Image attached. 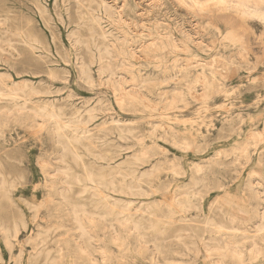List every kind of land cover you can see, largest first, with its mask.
I'll use <instances>...</instances> for the list:
<instances>
[{"label":"rangeland","instance_id":"1","mask_svg":"<svg viewBox=\"0 0 264 264\" xmlns=\"http://www.w3.org/2000/svg\"><path fill=\"white\" fill-rule=\"evenodd\" d=\"M229 1L204 0L196 9L183 0H0V264H90L77 251L75 224L58 208L61 183L49 181L57 167L69 171L71 194L89 214L105 212V200L75 178L85 179L87 169L114 181L115 191L102 187L103 194L167 246L152 260L153 243L142 254L132 236L125 250L107 230L106 241L87 244L98 264H168L171 249L194 251L170 254L177 260L213 264L202 242L214 246L209 238L222 232H210L206 217L230 224L227 213L241 208L252 217L258 204L252 193L264 194V18L256 12L241 18L234 14L240 0ZM198 73L214 85L207 98ZM190 84L195 96L187 93ZM58 135L71 152H63ZM184 196L187 213L178 203ZM173 213L174 222H166ZM183 215L188 220L178 221ZM111 221L116 234L119 223ZM257 221L247 224L252 231ZM235 223L246 227L240 217ZM181 227L199 242L172 241ZM98 245L108 251L104 259ZM242 264H264V251Z\"/></svg>","mask_w":264,"mask_h":264},{"label":"bare ground","instance_id":"2","mask_svg":"<svg viewBox=\"0 0 264 264\" xmlns=\"http://www.w3.org/2000/svg\"><path fill=\"white\" fill-rule=\"evenodd\" d=\"M93 1V0H92ZM102 1V0H101ZM168 1V0H167ZM175 1V0H174ZM184 2L186 1L187 3H189L192 7L196 8V9H199L200 5H201V2H204V0H183ZM215 1H218L220 4H225L227 3L229 0H215ZM235 1V0H234ZM239 1V0H238ZM136 2V1H135ZM180 2V1H179ZM183 2V3H184ZM185 2V4H186ZM230 2V1H229ZM255 2V8H250L248 4L250 3H253ZM261 2H264V0H240L238 3H239V10L237 12H235L234 14H237V15H242L241 18H246V14H248V12H256L259 14V16L263 17L264 18V12H262V10H264V7L263 8H260L261 7ZM103 3V2H102ZM238 3H236L238 5ZM92 4V2L90 3ZM96 4V3H95ZM105 4L107 5V3H104L103 6H105ZM143 4V3H142ZM188 4V5H189ZM235 4V3H233ZM149 5V4H148ZM101 6V5H100ZM109 6V5H107ZM106 6V7H107ZM99 7V6H98ZM151 7V6H150ZM225 7V6H224ZM89 8V7H88ZM152 8V7H151ZM105 9V8H104ZM109 11H112L111 8L109 7ZM81 10V9H80ZM115 11V10H114ZM95 12V11H94ZM97 12V11H96ZM105 12H107L109 14L108 11H106L105 9ZM104 12V13H105ZM140 12V11H139ZM167 12V11H166ZM239 12V13H238ZM100 13H101V10H100ZM119 13V12H118ZM150 13V12H149ZM230 13V12H229ZM115 14V13H114ZM234 14H231V16H233L234 18ZM110 15V14H109ZM151 15V14H150ZM112 16V15H110ZM114 16V15H113ZM120 16V15H119ZM111 19V17H110ZM109 19V20H110ZM113 19V18H112ZM111 19V20H112ZM232 19V18H231ZM98 20V19H97ZM95 21V20H94ZM114 21V20H112ZM82 22V21H81ZM98 22H101L100 21V18H99V21ZM98 22L96 24H98ZM102 22L103 19H102ZM146 22V21H145ZM127 23V22H126ZM94 24V22L92 23ZM101 24V23H100ZM113 24H115L113 22ZM164 24V22H163ZM166 24V23H165ZM169 25V24H168ZM97 26V25H96ZM101 27V26H100ZM91 28V27H90ZM94 28V27H93ZM104 29V27H103ZM156 29V28H155ZM100 30V28H99ZM181 30V29H180ZM106 31V30H104ZM121 32V30H120ZM102 33V32H101ZM110 33V32H109ZM151 33V32H150ZM159 33V32H158ZM81 34V33H80ZM165 34V33H164ZM82 35V34H81ZM105 35V34H104ZM111 35V33H110ZM107 37V35H105ZM113 36V35H112ZM118 37V36H117ZM169 37V36H168ZM100 38V37H99ZM101 38H105V37H101ZM116 38V37H115ZM170 38V37H169ZM191 38V37H190ZM107 39V38H106ZM118 39V38H117ZM175 39V38H174ZM109 40V39H108ZM107 40V42H109ZM121 40V39H120ZM119 40V41H120ZM169 40V39H168ZM194 40V39H193ZM36 41V40H35ZM174 40H172L171 42H173ZM80 42V41H79ZM11 43V42H10ZM9 43V44H10ZM126 43V42H125ZM37 44V42H36ZM82 44V43H81ZM105 44H106V41H105ZM111 44V43H110ZM144 44V43H143ZM169 44V42H168ZM174 44V43H172ZM197 45V44H196ZM11 46V45H10ZM153 46V45H152ZM156 46V45H155ZM154 46V47H155ZM170 46V45H169ZM105 47V46H104ZM108 47V46H107ZM30 48V47H29ZM36 48V47H35ZM130 48V47H129ZM161 48V47H160ZM38 49V48H36ZM180 49V48H179ZM2 51V50H1ZM4 51V50H3ZM105 51H107L105 49ZM110 52V51H109ZM108 52V53H109ZM123 56V55H122ZM144 56V55H143ZM99 57V56H98ZM109 57V56H107ZM111 58V57H110ZM192 60V59H191ZM177 62V60H176ZM173 63V61H172ZM193 63V62H192ZM122 64V62H121ZM214 64V63H213ZM205 65V64H204ZM218 65V64H217ZM121 66V65H120ZM196 66V65H195ZM200 66V65H198ZM112 67V66H111ZM182 67V66H181ZM109 68V67H108ZM123 68V67H122ZM134 68V67H132ZM176 68V67H175ZM183 68V67H182ZM103 69V68H102ZM111 69V68H110ZM105 70V69H104ZM124 70V69H122ZM178 70H180L178 68ZM108 71V69H107ZM184 71V70H183ZM100 72V71H99ZM181 72V71H180ZM213 74H216V71L213 70ZM112 73V72H111ZM115 73V71H114ZM113 74V73H112ZM116 74V73H115ZM166 74V73H165ZM175 74V72H174ZM199 74V73H198ZM83 75V74H82ZM200 75V74H199ZM90 76V75H88ZM111 76V75H110ZM116 76V75H115ZM125 76V75H124ZM176 77V75H175ZM219 77V75H218ZM1 78V76H0ZM110 78V77H109ZM178 78V77H177ZM227 78V77H226ZM92 79V78H91ZM225 79V78H224ZM90 82V78L88 80ZM145 81V80H143ZM181 81V80H179ZM197 82H202V85H203V92L200 93L201 97L203 98H207L209 97L210 95L213 94V92L215 91L213 88L214 85H212V80L210 78V76L208 74H203V75H200V76H197ZM107 82V81H106ZM163 82V81H162ZM161 82V83H162ZM166 81H164L165 83ZM216 82V81H215ZM134 83V82H133ZM132 83V84H133ZM217 83V82H216ZM113 84V83H112ZM193 84V83H192ZM190 84L188 86V90H187V93L188 94H191V95H194L197 94V91L195 92V86ZM129 85V84H128ZM142 85V84H141ZM144 85V83H143ZM217 85V84H216ZM164 86V85H163ZM136 87V86H135ZM114 88V87H113ZM134 89V88H133ZM140 89V88H139ZM145 89V88H144ZM197 89V88H196ZM24 92V91H22ZM2 93V92H1ZM32 93V92H31ZM165 93V92H164ZM36 94V93H35ZM42 93H40L41 95ZM47 93H45L46 95ZM142 94H145V93H142ZM166 94V93H165ZM44 95V94H43ZM48 95V94H47ZM124 95V94H123ZM185 94L184 93H181L179 94V97H183ZM197 96V95H196ZM3 97V96H1ZM8 97V96H7ZM120 97V96H119ZM125 96H122L120 98V100L122 102L125 101ZM144 98V97H143ZM70 99V98H69ZM174 99V98H173ZM178 99V98H177ZM200 99V98H199ZM14 100V99H13ZM148 100V99H147ZM151 100V99H150ZM195 100V99H194ZM130 101V100H129ZM152 101V100H151ZM138 102V101H137ZM88 103V102H87ZM101 103V102H100ZM125 103V102H124ZM154 103V102H153ZM152 103V104H153ZM175 104V102H174ZM177 104V102H176ZM124 105V104H123ZM160 105H161V102H160ZM159 105V106H160ZM125 106V105H124ZM154 106V105H153ZM171 107H174V106H171ZM20 109V108H19ZM46 109V108H45ZM43 109V110H45ZM53 110V109H52ZM59 110V108H58ZM123 110V109H122ZM39 111H42V110H39ZM60 111V110H59ZM81 112V111H80ZM87 112V111H86ZM90 112V110H89ZM92 113V112H91ZM40 114V113H39ZM93 114V113H92ZM44 115V114H43ZM48 118L50 119H53V121H56L58 120L57 117H59L56 113L54 112H48L47 115H46ZM61 116V115H60ZM92 116V115H91ZM91 116L89 117V119L91 118ZM95 117V115H93ZM75 117V116H74ZM56 119V120H54ZM93 119V118H92ZM91 119V121H92ZM96 119V118H95ZM81 123V118L79 120ZM89 121V120H88ZM87 121V122H88ZM94 121V120H93ZM86 122V124H87ZM132 122V121H131ZM58 123V122H57ZM92 123V122H90ZM111 123V122H110ZM113 123V122H112ZM136 123V122H135ZM82 124V123H81ZM116 124V123H115ZM117 124H118V121H117ZM128 124V122H127ZM131 124V123H130ZM133 124V123H132ZM80 125V124H78ZM89 125V123L87 124V126ZM157 124H155L156 126ZM59 126V125H58ZM66 126V125H64ZM84 126V125H83ZM86 126V127H87ZM159 126V125H158ZM161 126V125H160ZM68 127V125H67ZM157 127V126H156ZM164 127V126H163ZM167 127V125H166ZM169 127V126H168ZM167 127V128H168ZM60 130H61V127H59ZM75 128H76V125H75ZM78 128V127H77ZM132 128V127H131ZM130 128V129H131ZM162 128V127H161ZM66 129V127H65ZM71 130L73 129L72 127L70 128ZM80 129V128H79ZM125 129V128H124ZM56 130L57 127H56ZM88 130V129H87ZM156 131V129H154ZM78 130H76L77 132ZM84 131V130H83ZM117 131V130H116ZM121 131V130H120ZM124 131V130H123ZM130 130H128L129 132ZM134 131V130H133ZM132 131V132H133ZM154 131V132H155ZM58 132V131H56ZM89 133V131H87ZM122 132V131H121ZM132 132H129L128 134H132ZM136 132V131H135ZM123 133V132H122ZM74 134V133H73ZM83 134H86L83 132ZM125 134V133H124ZM168 134V133H167ZM65 136V134H64ZM76 136V135H75ZM169 136V135H168ZM80 137V136H79ZM83 136H81L82 138ZM120 137V135H119ZM137 137V136H136ZM77 138V136H76ZM89 138V137H88ZM91 138V137H90ZM89 138V140H90ZM123 138V137H122ZM174 138V137H173ZM66 139H67V136H66ZM69 139V138H68ZM71 139V138H70ZM84 139H87L84 138ZM121 139V138H120ZM128 139V138H127ZM137 139V138H135ZM175 139V138H174ZM125 140V139H124ZM131 140V139H129ZM254 140V139H253ZM69 141V140H67ZM81 141V139H79V142ZM132 141V140H131ZM174 141V140H173ZM176 141V140H175ZM57 142L61 145L62 149H63V152L66 154L67 152H71V148L69 146L66 145L65 142H63L61 140V137L60 135H58L57 137ZM78 140H77V143H79ZM102 143V142H100ZM105 144V143H104ZM183 145V144H182ZM120 146V145H119ZM123 148V147H122ZM84 149H86L84 147ZM124 149V148H123ZM129 150V149H128ZM85 151V150H84ZM187 151V150H186ZM73 152V151H72ZM88 152V150H87ZM165 152V151H164ZM221 152V151H220ZM247 153V152H246ZM245 154V152H244ZM142 155H143V159L148 162L149 160V155L146 154V152H142ZM148 155V156H147ZM228 155V154H227ZM65 156V155H63ZM62 156V157H63ZM78 157V154L75 155ZM100 157V156H99ZM79 158V157H78ZM101 158V157H100ZM137 158V157H136ZM63 159V158H62ZM81 160V158H79ZM246 159V158H245ZM104 161V159H103ZM83 162V161H82ZM84 163V162H83ZM238 163V162H237ZM85 167V166H84ZM118 167V166H117ZM141 167V166H140ZM155 167V166H154ZM202 168V167H201ZM163 170L165 168H162ZM173 173H175L177 175L178 171L172 167L171 168ZM151 170V169H150ZM157 171L160 172L159 169H157ZM98 172V171H97ZM199 172V171H198ZM145 173V172H144ZM143 173V174H144ZM153 173V171L151 170V174ZM85 174H86V178L85 179H80V178H75V181L78 182V183H83V188L85 192L87 191H90L92 190V194L96 196H98V202H100L101 200H105V207H106V210L105 212L101 213V214H89L88 212H86V210L84 209V205L83 204H79L78 201H76L74 199V197L72 196L71 194V191H72V185H71V181L69 182L67 180V177L70 176V173L68 170H61L60 167H57L55 169H53V173H51V183L52 182H59V185L61 183V185L56 189V194L58 196V208L65 211L67 215H69L71 221H73V223L75 224V228L77 230V232L75 233V242H76V247H77V251L80 253V254H83L85 257H86V261L90 264H98L99 262H97V258L95 257L94 258V253H95V249L92 250L91 248L89 249L87 247V244L89 245H94V244H97L98 242H101V241H106L105 238V233H107V230L111 233V239H112V242L113 243H116V244H119V245H123L127 239H129L130 237H134L136 238L137 240H139V245H140V248H139V253H146L147 251L145 250H148V244L149 243H153V247H154V255L152 258V260H155L157 259V256L158 255H161L163 253V250L162 248L164 247H167L166 244H165V241H159L158 242V237L157 235H150V237H148V233H146L144 230L147 229V227H143L142 226V223L140 221H138L135 217H134V214L131 213L130 211L128 212H125V209H121L119 210L118 208L120 207V204H119V200H113L112 198H114L113 195L109 194V193H106V194H103L101 188L102 187H105L107 188L108 190H112V191H115L116 189V186L114 185V181H106L102 175L99 176L95 173H92L91 171L87 170L85 171ZM143 174L141 175L143 177ZM150 174V173H148ZM150 174V175H151ZM180 174V173H179ZM257 174V173H256ZM121 175V174H119ZM149 175V176H150ZM258 175V174H257ZM260 175V174H259ZM63 176V177H61ZM122 176V175H121ZM179 176V175H178ZM123 177V176H122ZM141 177V178H142ZM145 177H147V174H145ZM65 179V181H64ZM58 180V181H57ZM139 182V180L137 181ZM142 182V181H141ZM199 182V181H197ZM196 182V184H197ZM6 183V182H5ZM4 183V185H5ZM138 184H141V183H138ZM144 184V183H143ZM194 184V186L196 185ZM253 186V185H252ZM255 186V185H254ZM141 188V187H140ZM130 189V192L132 191V188H129ZM142 189V188H141ZM193 189V187H192ZM121 190V188H120ZM85 194V193H84ZM186 194V193H185ZM200 193L198 192V196ZM183 195V194H182ZM182 195L180 197H182ZM189 196V195H188ZM194 196V195H193ZM179 197V196H178ZM185 198L181 199V200H178V203L182 206L184 205V208H185V212L187 213V210L189 208V206H187L185 203H188L190 202V200L188 198H186V196H184ZM197 197V196H196ZM252 197L255 198L257 201H258V204L256 205V207L254 208L253 210V216L252 217H247L245 215L246 211L241 208L239 212H236V213H227L228 214V220L230 221V224L226 223V222H223V221H217L215 218L209 216V217H206V220H205V224L207 225V227L210 229L209 231L210 232H222V236L221 237H218V236H212L209 238V240H214V241H217L218 243L214 246L211 244V243H207V240L204 241L205 239H203V242L202 244H204V247H205V251H206V257L210 259V261L213 263V264H223L224 261H226L227 259L231 260V261H234L235 264H242L244 261L246 260H257L259 259V257L262 255L263 251H264V247L261 246V242H264V194L261 193V191H257V192H253L252 193ZM200 198V197H199ZM122 201V200H121ZM177 202V201H176ZM216 203V202H215ZM134 203H132L131 205H133ZM143 204V203H142ZM142 204L140 207H142ZM238 204V203H237ZM236 204V205H237ZM173 205V204H172ZM179 206V205H178ZM152 208V206H150ZM239 207V206H238ZM125 208H128V205L127 207ZM130 208V207H129ZM197 208V207H196ZM195 208V209H196ZM214 208V207H213ZM153 209V208H152ZM187 209V210H186ZM199 211H200V207L197 208ZM217 209V208H216ZM138 210V209H137ZM148 210V209H146ZM138 212V211H137ZM38 213V212H37ZM139 213V212H138ZM152 214V212H150ZM144 214V212H143ZM142 214V215H143ZM214 214V213H213ZM112 215H120V216H117V217H112L110 218V216ZM175 213H173V215L171 216H168L166 217L167 219L165 220L166 222L169 221V219H173ZM38 216V215H37ZM151 217V216H150ZM241 218L244 220L245 222V225L246 227H239L238 225H236V221L238 218ZM188 216L187 215H183L181 217H178V221H187L188 220ZM198 218V217H197ZM253 218H256L258 221L257 222H260V224L256 227V229L254 231H252L247 224H249V222L253 219ZM111 220H116L118 221L119 223V226H120V231H118V233L116 234H113L115 233V231L113 232V223H111L112 221ZM45 221V220H44ZM164 221V222H165ZM109 222V223H107ZM170 222V221H169ZM174 221L172 220L170 223H173ZM41 227V226H40ZM111 228V229H110ZM151 226H148V229H150ZM245 229V230H244ZM191 229L189 228H184V227H181V228H178L177 229V233L172 235V241H175V242H178V243H181L182 245H185V246H188L189 244L187 242H185V239L187 237L189 238H192L194 239L191 244H194L196 245L199 241L197 240V238H199V236L196 234V233H193L190 231ZM57 231V230H56ZM148 231V230H147ZM150 231V230H149ZM148 231V232H149ZM101 232L103 234H101ZM20 233V231H19ZM242 233V234H241ZM9 236V235H8ZM7 238V237H6ZM15 239V238H13ZM79 239V240H78ZM248 239H251V244L250 246L248 247L246 245V241H248ZM7 240V239H6ZM31 240V239H30ZM48 240V239H47ZM8 241H6L7 243ZM35 242V241H34ZM37 243V242H36ZM128 243V242H127ZM126 243V244H127ZM8 244V243H7ZM44 243H42L43 245ZM209 244H211L212 246H209ZM125 245V244H124ZM122 246V247H125V246ZM193 246V245H192ZM10 247V246H9ZM47 247V246H46ZM92 247V246H91ZM121 247V246H120ZM184 247V246H183ZM128 248V247H127ZM190 248V247H189ZM170 249V248H169ZM39 250V249H38ZM100 250V251H99ZM124 250V249H123ZM125 250H126V247H125ZM165 250V249H164ZM167 250V248H166ZM165 250V251H166ZM172 252L170 251V253H167L168 256L166 257V262L168 264H180V262H183L181 264H191L187 261H182L181 259L177 260L178 257L176 255V258L175 257H172L170 254H179V255H182V256H189V254H187L186 252L190 253V252H194L190 249L188 250H185V249H171ZM186 252H185V251ZM54 251V250H53ZM98 251L100 253V255L102 256V258L104 259V257L106 256V254L108 253L107 250L105 249H102L100 245H98ZM200 249H199V245H198V248H197V251L196 253L199 255L200 253ZM59 252L61 253V249L59 250ZM58 252V253H59ZM128 252V251H127ZM48 253V252H47ZM59 253V254H60ZM195 253L196 257H197V254ZM62 255V254H61ZM163 256H166V255H163ZM63 257V256H61ZM59 257V258H61ZM160 257V256H159ZM215 257V258H214ZM58 258V259H59ZM107 258V257H106ZM57 259V258H56ZM53 260V259H52ZM63 260V259H62ZM80 260V259H79ZM85 260V258H84ZM159 260V259H158ZM181 260V261H180ZM55 261V259H54ZM59 261V260H58ZM180 261V262H178ZM108 262V260L106 261ZM170 262V263H169ZM55 263V262H54ZM53 263V264H54ZM151 263V262H150ZM153 263V262H152ZM155 264V263H154ZM157 264V263H156ZM163 264H165L163 262ZM196 264V262L194 263Z\"/></svg>","mask_w":264,"mask_h":264}]
</instances>
